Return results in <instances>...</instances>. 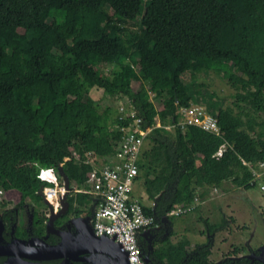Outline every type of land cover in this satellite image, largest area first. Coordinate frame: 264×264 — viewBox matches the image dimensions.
<instances>
[{
  "label": "trees",
  "instance_id": "16d2710c",
  "mask_svg": "<svg viewBox=\"0 0 264 264\" xmlns=\"http://www.w3.org/2000/svg\"><path fill=\"white\" fill-rule=\"evenodd\" d=\"M104 65L116 69L108 74ZM235 67L249 78L237 77ZM211 70L238 88L222 110L219 96L198 81ZM95 86L128 96L153 127L137 176L153 202L144 208L161 225L139 237L146 264H261L236 251L213 261L210 240L190 249L189 237L171 239L166 222L173 226L172 209L226 181L253 187L242 158L264 159V0H0V189L17 190L20 207L51 184L41 168L63 165L71 191L60 223L93 216V195L74 190L85 186L92 165L73 150L113 154L122 134L116 126L129 121L82 97ZM154 99L163 106L160 125ZM192 104L215 114L222 136L195 125L167 128L179 121L180 106ZM205 222L210 234L224 224Z\"/></svg>",
  "mask_w": 264,
  "mask_h": 264
},
{
  "label": "built area",
  "instance_id": "2783aa9c",
  "mask_svg": "<svg viewBox=\"0 0 264 264\" xmlns=\"http://www.w3.org/2000/svg\"><path fill=\"white\" fill-rule=\"evenodd\" d=\"M96 87L92 88L94 91ZM163 109L156 107L157 125H160L158 114ZM120 116L129 121L117 125L122 134L111 155H99L84 148L74 149L77 160L92 165L87 172L85 186H74V190L90 193L96 202V209L89 219L97 237H108L120 243L121 249L128 253L129 264H146L140 235L151 227L161 228L156 224L155 216L148 214L145 203L132 195L133 187L140 173V158L146 144V138L153 127L146 125L144 118L131 106L119 105ZM180 118L177 124L168 125L172 129L180 126L183 129L189 125L199 126L211 133L222 136L223 132L214 113L203 104H192L179 107ZM223 145L216 155H222ZM70 157H66L69 159ZM251 172L250 184L259 186L264 191V159L257 162L242 158ZM62 164V163H61ZM51 172L48 176L46 173ZM39 177L51 184L40 191L42 197L55 204L56 209L63 206L62 195L67 193L64 179L61 181L55 168H41ZM217 190L216 187H214ZM7 190L0 189V201L8 199ZM188 205H178L169 215H184L196 206V201ZM52 201V202H51Z\"/></svg>",
  "mask_w": 264,
  "mask_h": 264
},
{
  "label": "rangeland",
  "instance_id": "374dc122",
  "mask_svg": "<svg viewBox=\"0 0 264 264\" xmlns=\"http://www.w3.org/2000/svg\"><path fill=\"white\" fill-rule=\"evenodd\" d=\"M136 27L135 22L134 28ZM102 68L106 73L111 74L116 69V65H104ZM235 72L236 76L241 79L249 78L236 67ZM184 78L187 82L191 81L188 74ZM198 81L205 83L208 91L215 92L219 96L221 105L219 110L233 104L234 95L238 88L233 87L223 75L213 70L206 71L198 75ZM95 87L94 91L90 90V94L82 97L97 102L101 111L107 105H111L117 113L119 105L132 106L128 96L113 97L106 94L102 87ZM153 103L154 109L161 105L155 99ZM249 111L251 112V110ZM258 117L264 119V114H260ZM112 126L115 128L116 125L113 124ZM7 195L14 201L19 198L20 193L17 190H11L7 192ZM132 195L139 198L146 205L153 204L152 200L148 198L142 180L135 183ZM28 199L33 201L34 196ZM36 208L37 206L34 203H30L28 209L18 214L17 222L19 224L29 223L31 216L39 211ZM47 211L50 212L51 210L48 209ZM206 219H209L211 223L224 221L223 227L214 234H210L205 222ZM166 229L167 231L172 230L171 239L173 241L189 237L192 241L190 249L194 248L197 243L210 240L212 244L210 258L216 262L221 261L235 251L238 252V256L246 255L250 259H260L262 255L264 256V191L259 186L245 189L237 186L231 180L226 181L217 191L213 187L210 188L207 197L204 199L199 198L196 201L195 208L191 211L181 216H174L173 226L169 225L167 221ZM81 233H77V240H79ZM77 234H72L74 241H76ZM94 256L98 257L97 254L92 257Z\"/></svg>",
  "mask_w": 264,
  "mask_h": 264
},
{
  "label": "flooded vegetation",
  "instance_id": "af4514ba",
  "mask_svg": "<svg viewBox=\"0 0 264 264\" xmlns=\"http://www.w3.org/2000/svg\"><path fill=\"white\" fill-rule=\"evenodd\" d=\"M20 199L21 196L19 195V198L14 201L12 198L0 201V246L6 248L14 246L13 252H3L0 254V264H76L75 262H83L82 260H74L71 257L41 259L37 258V255L34 254L38 253L36 250L37 247L59 244V240L63 238V235L68 236V239L72 238V241H74V236L72 234L81 232L85 223H89V219L92 216H71L65 222L60 223L61 217L67 212L68 208L65 209L64 206H62L56 209L55 204L47 202L42 196L38 201L35 200V198L33 201L27 199L22 207H20ZM30 203H34V205L37 206L36 209L39 211L31 216L29 223L19 224L17 222L18 214L25 211V209H28ZM48 209L51 211L48 212ZM86 217L88 218V221L84 220ZM42 219L43 222L41 223ZM50 224H52V226H50ZM40 228H43V231H41L42 235H39L38 233ZM51 235L58 236L59 239L55 242L48 240V237ZM76 236L75 239L77 241L78 234ZM26 247H30L32 250H25ZM26 252H31L32 255H23ZM87 255L89 256L90 254H85L84 256ZM144 258L146 259V257ZM251 260H260L261 264H264L263 255L260 259L255 258ZM248 264L253 263L249 262Z\"/></svg>",
  "mask_w": 264,
  "mask_h": 264
},
{
  "label": "water",
  "instance_id": "95a60500",
  "mask_svg": "<svg viewBox=\"0 0 264 264\" xmlns=\"http://www.w3.org/2000/svg\"><path fill=\"white\" fill-rule=\"evenodd\" d=\"M59 174L63 177L65 182V188L67 193L71 191V182L69 177L64 172V167L61 165L58 168ZM67 193L62 195L63 206L68 208V202L66 200ZM48 202V201H47ZM64 211V210H63ZM88 221L86 217L84 219ZM52 226V224H50ZM82 228V227H81ZM81 235L79 240L72 241V238L68 239L65 235L61 242L57 245H43L37 247V258L41 259H58V258H68L71 257L74 260L87 261L89 264H129L128 253L121 249L120 243L116 242L114 239H109L108 237H97L93 231L90 223L86 222L84 227L81 229ZM149 231L143 232V236H148ZM14 246L3 247L0 246V254L3 252H13ZM25 250L31 251L30 247H26ZM85 254L97 256H84ZM23 255H32L31 252H26ZM146 261L148 258L145 259ZM63 264V263H61Z\"/></svg>",
  "mask_w": 264,
  "mask_h": 264
},
{
  "label": "bare ground",
  "instance_id": "6f19581e",
  "mask_svg": "<svg viewBox=\"0 0 264 264\" xmlns=\"http://www.w3.org/2000/svg\"><path fill=\"white\" fill-rule=\"evenodd\" d=\"M46 175L50 176L51 175V172L46 173Z\"/></svg>",
  "mask_w": 264,
  "mask_h": 264
},
{
  "label": "crops",
  "instance_id": "0c3cea01",
  "mask_svg": "<svg viewBox=\"0 0 264 264\" xmlns=\"http://www.w3.org/2000/svg\"><path fill=\"white\" fill-rule=\"evenodd\" d=\"M219 188H220V187H217V190H218ZM214 189H215V188H214ZM217 190H216V191H217Z\"/></svg>",
  "mask_w": 264,
  "mask_h": 264
}]
</instances>
